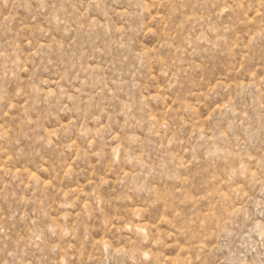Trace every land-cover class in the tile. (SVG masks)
<instances>
[{"label":"rangeland","instance_id":"obj_1","mask_svg":"<svg viewBox=\"0 0 264 264\" xmlns=\"http://www.w3.org/2000/svg\"><path fill=\"white\" fill-rule=\"evenodd\" d=\"M0 264H264V0H0Z\"/></svg>","mask_w":264,"mask_h":264}]
</instances>
